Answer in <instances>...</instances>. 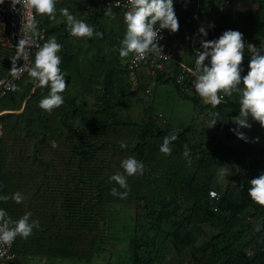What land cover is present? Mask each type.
I'll use <instances>...</instances> for the list:
<instances>
[{"label": "trees", "instance_id": "trees-1", "mask_svg": "<svg viewBox=\"0 0 264 264\" xmlns=\"http://www.w3.org/2000/svg\"><path fill=\"white\" fill-rule=\"evenodd\" d=\"M72 1H76L77 17L104 35H71L65 20L57 21L62 17L58 4L70 6L68 0H57L55 19L47 15L40 20L37 14L44 39L55 35L64 45L61 66L69 83L65 102L51 112L42 109L38 101L47 89L35 86L27 72L16 91L1 97H8V102L0 105V112L3 107L8 111L0 114V191L20 190L25 199L0 201V207L7 208L14 219L29 210L32 219H39L32 235L14 241L15 260L264 264V228L255 231L257 224H264V206L247 194L248 181L264 170V127L252 120L251 128H241L250 138L259 136V141H245L230 131L239 113L240 93L225 96V102L213 107L190 88L194 78L178 81L183 67L174 60L154 73L146 66L130 69L129 60L123 61L131 55L121 57L118 52L126 30L121 11L113 8L112 15H105L104 0ZM199 1L198 17L189 19L196 6V0H189L192 8L176 11L179 30L164 29L179 51L183 44L191 51L194 30L211 21L215 26L208 28L209 39L227 28H238L248 42L259 46L264 41V0H257L255 7L245 6L247 0ZM245 52L247 65L250 48L246 46ZM15 53L16 48L0 44V79L11 74ZM188 53L193 57L185 61L194 67L196 55ZM178 58L182 59L179 54ZM142 69L158 84L173 83L182 97L193 101L197 118L188 128L160 126L153 115L141 122L121 117L131 75L143 80ZM140 88L146 90L147 84L141 82ZM211 112H219L220 120L208 126ZM198 117L206 125H197ZM172 131H178L179 137L172 142V152L163 153L160 144ZM122 141L127 147H121ZM185 148L190 149L188 157L183 155ZM129 155L142 160L144 170L128 177L130 191L121 198L112 194L111 188L119 185L109 177L123 171L121 160ZM221 169L229 170L223 190L217 185L223 177ZM212 189L219 198L210 196ZM125 207H135L132 220L118 225L124 234L111 232L117 228L119 210Z\"/></svg>", "mask_w": 264, "mask_h": 264}, {"label": "clouds", "instance_id": "clouds-1", "mask_svg": "<svg viewBox=\"0 0 264 264\" xmlns=\"http://www.w3.org/2000/svg\"><path fill=\"white\" fill-rule=\"evenodd\" d=\"M4 2L5 0H0V4ZM56 4L57 0H11V6L14 9L16 5H22L23 10L25 8L31 10L26 20L31 31L36 35L40 34L38 27L40 21L37 19V14H47L49 19H55L58 11ZM109 4L119 7L121 0H110ZM129 4L130 6L124 12L126 30L118 47L119 55L129 57L131 54L133 62L146 60L153 53L159 55L163 48L160 43L164 39L162 30L168 29L170 32H176L180 28L175 0H129ZM200 5H202L201 2ZM59 12L64 17L71 35L82 38L104 35L86 19L78 18L68 7L60 8ZM104 14L112 15L113 7L107 6ZM214 26L215 22L211 21L207 27L201 24L198 28L202 37L194 67H189L181 59L180 61L189 67L187 70L194 77L191 84L195 92L213 107L225 102V96H232L233 92L240 93L239 113L235 115V119H232L235 126L230 131L245 141H259V136L250 138L241 128H251L252 120L258 121L261 127H264V41L259 46L248 42L244 32L238 28H227L217 37L204 39L203 37L208 36V28ZM2 27V22H0V30ZM246 46L251 50L247 65L243 63ZM63 47V43L52 35L36 45L33 59L28 38L25 35L20 38L16 44V53L11 57L13 63L10 69L12 79L7 84L9 89L16 91L19 85L15 81L27 71L35 86L47 89V94L38 101L42 109L51 112L62 105L65 102L64 91L69 84L66 83L68 74L61 66ZM19 58H23L25 63L18 66ZM30 60L31 63H29ZM210 115L212 119L208 122V126H213L220 120L218 119L220 114L211 112ZM178 137V131L165 135L160 144V151L171 153L172 142ZM53 146H56L55 141H53ZM121 147H127V144L122 141ZM189 153L190 149L185 148L183 155L188 157ZM121 167L123 171H116L109 177L119 185V188L114 185L111 192L113 195L126 198L130 191L128 177L142 173L144 162L134 155H129L121 160ZM228 172V169H221V175ZM248 184V196L257 204L264 206V170L252 177ZM2 187L3 185H0V188ZM210 195L218 196L215 190L211 191ZM8 199L21 203L25 195L20 190L11 194L0 191V201ZM38 227L39 219H32L30 210L14 219L7 208L0 207V248H10L18 236L27 239ZM262 228L264 224H257L255 231H260Z\"/></svg>", "mask_w": 264, "mask_h": 264}, {"label": "rangeland", "instance_id": "rangeland-1", "mask_svg": "<svg viewBox=\"0 0 264 264\" xmlns=\"http://www.w3.org/2000/svg\"><path fill=\"white\" fill-rule=\"evenodd\" d=\"M85 1V0H84ZM175 0V9L176 11L183 10L184 12L187 11L188 8H192L194 4H191L190 6L187 5L189 3V0ZM257 0H247L245 6H252L255 7L258 5ZM69 5H66L64 3H59V8L63 7H71L70 10L76 14V16L79 14L78 11H76L73 6L75 7L74 3L76 4V1L68 0ZM83 6V5H82ZM40 16V20H44L47 14H38ZM62 15L59 12L60 16ZM65 20L62 16L61 18L57 19V21ZM191 52V51H189ZM131 55V54H130ZM130 57V56H129ZM128 57V58H129ZM193 57V54L187 53L185 54L184 58L185 60L190 59ZM129 59L123 61L124 63H127ZM172 69V68H171ZM144 73H142L143 80L139 79L138 74L131 75L130 83H129V93L127 95V98H124V104L127 106H124L121 110V117L126 120H133V121H146L150 119L151 115H153L154 119L160 126L165 127L167 124L172 125L174 129L182 130L188 128L193 120V117L196 116L194 113L195 108L193 101L189 98L182 97L178 91L177 88L173 83H165L161 84L156 81L155 77H152L148 74L147 70L142 69ZM141 72V70H139ZM172 74V72L169 73V75ZM146 75V78L144 80V77ZM143 82L147 84V89L142 90L140 88V83ZM94 97L90 96L88 97V100L92 104L94 102ZM139 100V101H138ZM141 100V101H140ZM4 102H8V97H5L3 99L0 98V105H2ZM197 118V116H196ZM202 122V117H198L196 120L197 125L205 123ZM157 125V124H156ZM157 125V126H159ZM159 126V127H160ZM201 128V127H200ZM229 179V176L227 174L223 175V177H220L217 181V185L220 190L224 189V186L226 185L227 181ZM120 214L118 216V223L117 228L113 229L111 232H117L124 234L122 232L121 225L122 223L128 224L131 220L129 219L131 216H134L135 207H125L123 209H120ZM119 246H122V243H118ZM109 252V251H107ZM11 260L10 262H1L2 264H45L43 260H37V259H22V257L18 260ZM13 261V262H12ZM107 261L102 259H99L94 264H106Z\"/></svg>", "mask_w": 264, "mask_h": 264}, {"label": "built area", "instance_id": "built-area-1", "mask_svg": "<svg viewBox=\"0 0 264 264\" xmlns=\"http://www.w3.org/2000/svg\"><path fill=\"white\" fill-rule=\"evenodd\" d=\"M110 0H104L103 5L105 7L112 6L113 8H117L121 11L123 20H124V12L127 10V8L130 6L129 0H121V4L119 7H115L112 4H109ZM196 6L192 11V14L189 16V19H193L195 17L199 16V8H200V2L199 0H196ZM225 7V6H223ZM29 9L25 8L23 10L22 5H16V8L14 9L11 6V0H5L3 4H0V22H2V30H0V44L16 48V44L18 43L19 39L22 38L24 35L28 38L29 44L31 45V53L32 57L33 54L36 51V45L38 43H41L44 39V34H40L39 36H36L30 29V27L27 24L26 16L30 14ZM164 33V39L160 41V43L163 45L162 52L159 55L156 54H150L146 60L139 61V62H133L132 59H129V68L130 69H138L143 66L148 67V71L151 73H154L155 71H161L167 66H169V61L174 60L176 63L180 64L183 67L182 72L178 76V81L182 83L187 78H194L193 75L187 70L189 67L185 66L180 59L178 58V54L180 55V51L177 47V44L174 40H170L169 35L165 30H162ZM201 37L202 34L198 32V28H196L193 32V35L191 37V43L190 47L195 55H197V51L200 47L201 43ZM204 39H209V32L207 37H203ZM25 61L22 58V61L19 65L24 64ZM31 63V60L29 61ZM18 65V66H19ZM27 71L24 72V74ZM24 74L20 77V79L16 80L15 82L18 83L24 76ZM12 79L11 74L9 76H5L0 79V98L5 96L8 92L11 90L7 86L8 81ZM190 88L192 87V84L190 85ZM1 133V132H0ZM215 189L210 190L213 191ZM218 194L217 197L212 198H219L220 194L217 190H215ZM16 258V251L14 242L12 243L10 248H0V261H9Z\"/></svg>", "mask_w": 264, "mask_h": 264}, {"label": "crops", "instance_id": "crops-1", "mask_svg": "<svg viewBox=\"0 0 264 264\" xmlns=\"http://www.w3.org/2000/svg\"><path fill=\"white\" fill-rule=\"evenodd\" d=\"M203 1V0H202ZM204 2V1H203ZM202 3V2H201ZM180 51H181V60L183 61V62H185L186 64H187V59H186V61H185V58H184V56H185V54H187L188 52H187V50H186V48H185V46H184V44H183V47L180 49ZM188 65V64H187ZM5 107H3L2 108V111L0 112V114L1 113H4V112H7L8 110H6V109H4ZM4 109V110H3ZM0 132H2L1 131V126H0ZM1 134V133H0ZM22 259H24V258H22ZM0 264H2L1 262H0ZM4 264H6V263H4Z\"/></svg>", "mask_w": 264, "mask_h": 264}]
</instances>
